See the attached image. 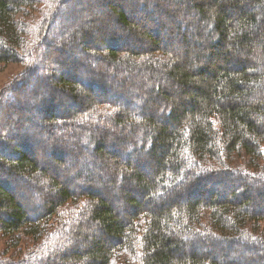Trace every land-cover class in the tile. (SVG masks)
Returning <instances> with one entry per match:
<instances>
[{
	"label": "trees",
	"instance_id": "obj_1",
	"mask_svg": "<svg viewBox=\"0 0 264 264\" xmlns=\"http://www.w3.org/2000/svg\"><path fill=\"white\" fill-rule=\"evenodd\" d=\"M39 1L0 0V65L33 62L36 53L32 57L33 51H28L30 43L39 39V47L50 33V24L57 21L54 28H58L60 9L68 0L55 1L50 11L38 10ZM166 1L130 0V9L129 3L104 0L98 12L102 14L105 5L110 8L106 26L92 23L71 33L61 30L55 38L60 52L55 50L43 68L54 96L44 91L43 96H31L24 104L30 113L28 120L39 114L55 125L67 122L65 127L85 138L90 151L101 159L113 153L105 145L109 136L97 126L114 128L111 143L146 152L154 162L153 176L147 177L128 158L111 157V185L134 182L140 190L138 195L125 192L120 196L129 207L121 216L99 191L88 189L91 184L68 187L52 178L45 186V170L26 152L17 146L9 153L1 152V177L9 184L26 178L28 187H35L30 182L35 180L38 187H48L50 196L41 199L33 208L37 211L31 213L0 178V232L12 234L9 245L17 244L21 237L28 243L16 260L0 257V264H235L226 259L227 251L251 262L264 258V207L248 194L264 195V0H176L174 8ZM100 3L77 0L69 7L83 4L88 9ZM18 13L22 19L16 18ZM174 17L181 23H173ZM157 24L158 30L154 28ZM109 26L112 32L105 33ZM101 30L102 49L97 44L80 45L89 42L91 32ZM144 39L150 41L145 49L138 47ZM71 46L78 48L82 60H99L103 69L82 68L78 80L61 76L59 69V75H53L49 67L66 63L65 56L72 65L69 69L77 62L78 56L70 60ZM177 46L182 55L175 51ZM31 66L18 81L23 74L34 72ZM123 69L133 70L134 78L144 82L137 87L134 80L116 79ZM109 79L111 92L118 94L114 96H132L133 107L107 100L110 90L97 94ZM133 87L139 91L130 96ZM9 94L8 99L16 97L14 91ZM80 100L84 105L65 119L60 112L64 102L77 104ZM43 134L49 136L39 143L47 153L77 146L78 155L71 161L56 155L58 166L75 164L79 156L88 158L79 144L59 139L51 128L42 129L39 135ZM27 140L24 137L19 146L27 149ZM3 141L0 139V145ZM235 156L244 159L246 166H257L256 173L243 174V169L207 172L212 163L232 164ZM6 162L13 170L3 174ZM81 170L85 173V166ZM196 174L202 177H194ZM234 177L241 181L240 196L232 187L225 195L220 187L209 191L201 183L204 178L219 184ZM190 178L193 180L187 182ZM197 186L203 187L201 195L185 203L177 201L181 196L174 190L192 192ZM139 195L144 199H138ZM73 200L79 201L76 217L69 221L67 213L63 221L57 219V211ZM78 245L85 249L78 252ZM245 253L253 255L245 257Z\"/></svg>",
	"mask_w": 264,
	"mask_h": 264
},
{
	"label": "rangeland",
	"instance_id": "obj_2",
	"mask_svg": "<svg viewBox=\"0 0 264 264\" xmlns=\"http://www.w3.org/2000/svg\"><path fill=\"white\" fill-rule=\"evenodd\" d=\"M55 1H58V0H40L39 3L37 4V8L38 10L39 8L45 9V11L47 10L50 11V9L53 10L55 7V3H56ZM75 1L77 0H68V1H65V3H63V7L60 9L59 17H58L59 26L55 30L54 25L57 23V21L56 23L54 22L53 24H50V28H49L50 33L48 34L47 38H45L44 43H42L39 47H36V44L38 43L37 41H39L38 38H40V35L39 37L37 36L38 40H35V41L33 40L35 45L32 44L33 42L30 43L28 51H33L32 57L34 56V53H36L34 59L32 58L33 62L30 60L32 64L31 62L23 64V62L21 63L18 60V61H13V62L4 64V65H0V137H1L0 139L4 140L3 144L5 143L4 145H0L2 147V149L0 148V154L1 152L9 153L14 146L19 147V148H16V147L15 148L18 149L19 151L26 152L29 155V157L37 161L39 163V166L45 170L46 179L43 180V183L45 186H46V183L49 182V179H52V178L56 179L57 181L63 183L65 186H68V187H81V186L84 187V184L88 187V185L91 184L90 187H88V189L91 188L92 190L95 189L99 191L100 194L105 196L107 201H109V203L113 205L116 212L120 213V215L123 216L124 213H126L129 210V207H127L121 202L122 201L121 197L124 195L125 192H129V193L131 192V193H135L138 195L140 190L137 188L134 182H131V183L117 182L111 185L110 174H111V168L113 167V163L111 162L113 158L111 157H116V158L118 157L119 159H122V158L124 159V157L128 158L129 162L135 167L139 166L138 168H140L147 177H152L153 171L155 169L154 162L152 161V157L146 155V152H142L138 148L125 147L123 145L118 144L117 142L111 143V141L113 140L110 139V136H113L114 128L110 126H104V125H101V128H100V125H98L97 127H99V129H101L102 132H105L109 136L108 137L109 140L108 139L106 140L105 145L107 147V150L113 153V155H110L106 158L101 159L94 152L90 151V148L87 147L86 145L87 143L85 142V138L83 137L81 138L80 136L76 137V135L71 133L72 129L65 127V123L67 122H61L55 125L45 120L46 118L41 119L39 114H35L33 119L28 120L30 113L28 111V108H25L24 106V104H26V101L29 97L34 96V95H39V94L43 96L44 91L47 92L46 93L47 95L54 96L51 92L53 86L50 84V81L47 80L48 75H47V72L43 71L44 70L43 68L48 66L49 56L52 55V53L55 50L60 52L61 45L59 43L57 44L58 41L55 42L56 41L55 38L58 37L59 32L64 29H68V31L70 30L69 32L71 33L72 30L76 29L77 27L78 28H83V27L89 28L90 24L92 23H95V24L101 23L106 26L107 24L106 19L110 18V15H109L110 8L108 7V5L107 6L105 5V11L102 14H99L98 12V8H100V5L104 2V0L103 1L100 0L101 3L99 5L92 4V6L89 7L88 9L87 8L85 9L83 4L81 5L73 4L72 7H69V5L74 3ZM175 1L176 0L174 1L167 0L166 3L170 7L174 8L176 7ZM114 3L118 5L122 3V5L125 4L127 6L131 4L130 9H132V6H133L132 3H130V0H114ZM22 17L23 15L21 13H18L16 16L17 19H22ZM172 19H173L172 20L173 23L180 21V20L178 21L175 17ZM110 27L111 26L107 28L105 33L112 32ZM154 28L158 30L159 25L157 24V26H154ZM190 31H193V29H191ZM102 32L104 31L101 30L99 31V33H96L93 31L91 32L93 37L89 39V42L87 43L81 42L82 40L80 38L78 39V42L79 43L81 42L80 45L83 44V46H87V47H91L92 45L95 46L97 44L96 47H99V49L100 48L102 49V45L99 44V40L103 39L104 34H102ZM37 34H38V31L35 30V35ZM142 42L143 43L138 44L139 45L138 47L145 49L146 47L149 46L150 41L148 39H144ZM125 48H128V47H125ZM69 50H70L69 52H71L70 60L72 61V58H75L79 55V53H76V51H79V50L78 48L76 47L74 48L72 46ZM175 51H178V54L182 55V49L179 48V46L175 48ZM65 58H66L65 60L66 63L63 61V65L56 66L52 64V66L49 67L53 75H56V76L59 75L57 72V69H59L61 76L64 75L68 79L78 80V79H81L83 76L82 68L86 69L92 65V67L100 68V70L103 69V67H100L101 66L100 62L98 63L99 60L98 61L96 60L97 62L88 61V60L84 61L79 56L77 57L78 59L77 62H73V68L69 69L72 65L68 63L69 57L65 56ZM30 66L34 72L32 71L33 73L31 75L23 74L22 79L18 81L19 80L18 76L21 73L26 72L28 70V67ZM133 75H135V72H133V70L130 71V70L123 69L121 73H117L114 77L118 80H122V79L134 80L135 85L139 87L140 83L144 82V79H141V78L135 79ZM46 80H47V83H49L48 86L45 84ZM110 81L111 79H109V81H106L103 89L97 91V94L101 95V93L106 92L105 90H110L108 94L106 95L107 100L119 102L121 105H123L126 108L129 106L133 107L132 105L135 102L131 95H133V92L139 91L138 88L133 87L134 90L130 91L131 98H129L128 95H125L123 97L122 95L115 97L114 95L117 92L116 93L111 92L112 82ZM11 91L15 92L16 97L12 99H8L7 97L10 95L9 93ZM15 98H19V99H17L16 101ZM56 98L59 99L60 97L57 96ZM153 98L155 97L153 96ZM64 103H65V106L62 107L63 110H61L60 112L62 113V115H64L63 117L67 119L65 115L73 112L74 110L84 105L85 101L80 100L77 104L73 102H70V103L64 102ZM150 104L148 102H145L146 106H149ZM8 106L10 107L8 108ZM19 107H21V110L19 109ZM58 112L59 111H57V113ZM215 125H218L217 122H215ZM49 128L53 130V134L58 135V137H60L59 139H62L65 142L67 140L69 141L70 139L71 144L72 143L79 144L85 156H88V158H86L87 160L85 158H82V156H79L78 160L75 161V164H73L72 162L71 164L58 166L57 163L54 161V158L56 157V155H60L64 160L71 161V159L76 158L78 155L77 151H75V147L77 146H74L73 148H68L67 149L68 151L61 150L58 152L55 149H53L54 151H49L50 153H47L45 151L46 149H43V147L40 146L39 139L40 138L45 139L49 135L47 134L39 135V133L40 131H42V129L47 130ZM24 137L28 139L27 142L29 146L27 147V149L25 148V146L23 147L19 146L21 145V143L24 142L23 141ZM0 161L2 162L1 158H0ZM87 164H91L90 165L91 167H89ZM5 166H6L5 173L3 174H8L9 171L13 170L9 162H6ZM84 166L86 169L85 173L82 170L80 171V169L83 168ZM250 166L251 167L246 166L244 163V159H242L240 156H235L232 164H229L228 166H224V165L222 166L217 163H212L210 167L208 168L207 172L209 173L215 170H222V169H230V170L243 169L245 170L243 174L245 173L253 174V172L256 173L255 170L257 169V166L255 165H250ZM221 167H224V168H221ZM82 172L84 174H82ZM199 175L200 174H196L194 177L196 176L202 177L201 175L200 176ZM0 178L2 179V182L4 183L6 182L8 185H10L9 189L12 192H15L16 194L15 198L17 199V201L22 206L29 209L31 213L37 211L36 209H33V208L35 207V205H37V203H39V201H41V199H45L46 196H50V193L47 189L48 187H45L44 185L43 187H38L36 184H34L36 183L35 180H30V182H32V185H34L35 187H31V186L28 187L29 184L27 183L28 180L26 178L20 177L21 180L16 179V182L14 183L11 182L10 184L9 182L6 181L4 176L2 177L0 176ZM192 180L193 178H190L188 179L187 182L189 181L191 182ZM208 180L204 178L201 182L204 185V189H207L209 191L210 190L215 191V189L217 190L220 187L222 189L220 190L226 191L225 195H227L228 190L231 189L232 187L237 193V196H240L239 194H240V191L242 190L241 181H239L238 179H235V177L233 180L228 179L223 182L218 181L220 186L216 182L208 181ZM39 188L42 190V192L40 193H39L40 191ZM202 190H203V187H198V186L192 192H191V189H189L188 191L187 189L183 191L181 189H178L177 191L174 190L173 192L178 193V195L180 194L181 197L177 199V196H172L171 194H169V198L171 197L172 200L177 199L179 203H182V202L185 203L186 200L188 201L190 199H193L192 196L196 198L199 195H201ZM187 192H189V194L185 195ZM196 194H198V196ZM248 194H251L253 197H257V200L261 202L259 203L258 206L264 207V195L262 194L258 195L257 192H253V193L250 192ZM139 196L140 197L137 196L138 199L140 200L144 199L143 197H141V195ZM69 202H67V204H64L63 205L64 207H62L61 209L58 208V210L59 209L60 210L59 212L57 211L58 213L57 219H60L61 221H63L62 217H65L64 214H67V213H69L68 216H70L69 221H72V218L76 217L77 214L75 210H76V207L78 206L79 201L73 200L71 204ZM152 203H155V206H158L156 202L152 201ZM146 204H151V202H147ZM43 210H44V207L41 209V211ZM94 233L98 235L99 239H103L106 241V238L101 233H98V231ZM11 235L12 234L5 235L4 233L0 232V257L7 256L8 258L11 259V261H14L19 257L21 253H23V251L27 250L28 243L21 237L19 241L17 242V244L12 243L11 245H9V242H7V240L11 238L9 237ZM77 247L78 248L76 249L78 252L85 249V245L84 246L78 245ZM196 248L197 250L201 249L198 246ZM234 249L237 250L236 247ZM225 252H226L225 250L221 251V253L223 254ZM245 255H246L245 257H249V256H252L253 254L245 253ZM226 259L233 261L235 264H264V258L262 257H261V261L256 258H253L251 262V260L247 261L246 258L243 259V256L242 257L235 256V255L230 254V252L228 251L226 253Z\"/></svg>",
	"mask_w": 264,
	"mask_h": 264
},
{
	"label": "bare ground",
	"instance_id": "obj_3",
	"mask_svg": "<svg viewBox=\"0 0 264 264\" xmlns=\"http://www.w3.org/2000/svg\"><path fill=\"white\" fill-rule=\"evenodd\" d=\"M91 67V66H90ZM91 68H93V67H91ZM95 68V67H94ZM95 71V70H94Z\"/></svg>",
	"mask_w": 264,
	"mask_h": 264
}]
</instances>
